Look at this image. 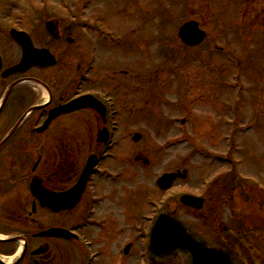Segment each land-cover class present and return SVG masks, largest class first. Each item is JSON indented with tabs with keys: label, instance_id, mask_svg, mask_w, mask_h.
<instances>
[{
	"label": "rangeland",
	"instance_id": "rangeland-1",
	"mask_svg": "<svg viewBox=\"0 0 264 264\" xmlns=\"http://www.w3.org/2000/svg\"><path fill=\"white\" fill-rule=\"evenodd\" d=\"M21 5L25 13L34 5L45 7L73 27L72 34L67 37L74 38V44L68 45L64 41L61 46L71 54L65 57L59 53L60 66L69 64V69L63 73L56 69L57 81L63 87L58 94L67 92L66 98H71L85 91L82 79L79 78L81 82L74 80L77 59L83 49L84 61L90 56L92 60L93 70L88 77L99 82L102 98L105 101L111 99L109 109L118 113L112 119L106 116L101 119V127L90 112H79L69 120L71 139L80 143L86 154L96 150L98 135L104 131L112 133V148L108 151L113 157L103 166L120 176L115 183L101 178L95 186L101 198L106 199L101 205L106 212H115L119 207L125 212L124 216L130 218L132 214L136 220L132 221V234H128L131 237L125 239L129 226L120 214L122 224L115 229L117 232L121 229L123 234L117 241L104 242L106 246H101L102 251L105 248L113 254L110 258L119 257L122 264H151L144 251L148 240L143 242L146 240L142 239L149 234V229L140 216H156L162 209L173 212L178 221L201 236L213 238V225L205 219L199 220L194 210L181 206L179 196L183 191L197 193L204 187V181L210 184L216 175L226 174V178H218L216 184L219 186L227 185L229 179L240 182L233 173L237 171L256 178L259 180L256 182L264 187V49L255 47L264 46V25L253 27L262 6H258L257 15L252 19L244 16L247 4L238 0L233 3L206 0H29ZM199 16L208 39L200 47H186L177 37L178 28ZM242 21L250 31L253 30L248 39L246 26L248 32L244 33L243 41L247 40L243 43L237 31ZM221 24L226 26L221 28ZM92 26H99L101 35H96ZM81 27L87 31L88 40ZM229 28L233 31H228ZM220 33L230 42L229 61L225 55L222 57L216 52L217 48H224L216 37ZM210 40L215 41L214 44ZM92 45L96 51L90 53ZM244 53L252 57L245 68L244 62L238 66L241 76L237 82L234 59L236 56L243 61ZM81 71L77 72V77ZM211 74H219L217 86L215 83L212 86ZM70 80L71 88L66 86ZM237 86L245 88L238 92ZM109 121H115V130L110 129ZM58 124L60 122L55 124L56 127ZM134 134L141 135L137 143L132 141ZM230 169L232 174L227 176ZM183 170L187 171L186 179L177 180L169 191L156 187L155 181L161 175ZM244 184L251 186L252 183L247 181ZM211 186L206 189L213 192L215 186ZM254 190L260 191L258 188V191ZM225 197L221 195L219 198L223 218L228 217ZM147 200L151 201L149 205ZM129 204L134 207L130 214ZM101 238L106 239V236L101 234ZM129 241L133 242V247L124 256L119 250ZM180 260L170 264H180Z\"/></svg>",
	"mask_w": 264,
	"mask_h": 264
},
{
	"label": "flooded vegetation",
	"instance_id": "flooded-vegetation-1",
	"mask_svg": "<svg viewBox=\"0 0 264 264\" xmlns=\"http://www.w3.org/2000/svg\"><path fill=\"white\" fill-rule=\"evenodd\" d=\"M27 1L0 0V264H122L119 257L110 258L113 254L105 248L102 251L101 246H106L104 242L117 241L123 234L121 229L119 233L115 229L122 224L121 213L129 226L125 239L131 237L128 234H132L130 229L136 218L133 219L132 214L130 218L124 216L125 212L119 207L118 212L117 209L106 212L101 207L106 199L98 194L95 182L106 178L112 183L110 175L101 174L103 145L97 139L96 150L86 154L82 145L69 134V120L73 115L90 112L99 127L101 116L92 109L62 114L41 131L55 108L79 96L93 94L97 97L101 86L88 77L93 70L92 62L84 61L85 54L79 45L82 50L74 80L81 82L82 79L85 91L71 98H66L67 92L58 94L63 87L57 81L56 69L58 73L69 69V64L60 66L59 53L65 57L70 53L61 46L64 41L74 44L75 39L67 37L73 27L45 7L34 5L25 13L21 4ZM211 1L233 3L236 0H206ZM238 1L247 4L244 16L252 19L257 15L258 6H262L260 17L253 23L254 27H262L264 0ZM194 20L206 31L201 16ZM50 24L55 28L52 34L47 30ZM246 26L242 21L240 34L247 32ZM96 28L92 31L100 35V28ZM19 32L27 35L22 36V42L15 38ZM40 50L53 56L56 64L40 66ZM78 71L81 75L77 77ZM217 78H211L215 86ZM71 81L66 84L69 88ZM97 98L101 102V96ZM58 122L61 125L56 127ZM54 127L58 128V133ZM89 156H96V170L94 168L83 190L75 189ZM225 175L211 179L210 188L215 186L213 192L206 189L210 185L206 181L202 184L204 187L196 191V195L204 199L203 208L195 211L197 218L205 219L215 229L213 238L197 235L210 247L224 250L233 264H264V187L250 184L260 190L257 193L244 184L247 181L239 179L240 182L229 179L225 186L216 184L218 178H226ZM220 192L226 195L227 218H223L219 209ZM133 208L129 204V214ZM101 234L106 239L101 240ZM130 242L124 247L130 245L131 250L133 242ZM179 258L182 259L180 264H186V259L180 255L173 261Z\"/></svg>",
	"mask_w": 264,
	"mask_h": 264
},
{
	"label": "water",
	"instance_id": "water-1",
	"mask_svg": "<svg viewBox=\"0 0 264 264\" xmlns=\"http://www.w3.org/2000/svg\"><path fill=\"white\" fill-rule=\"evenodd\" d=\"M54 29V26L51 24L47 26V30L50 33H53ZM204 36V33L198 30L197 24L194 22L183 25L178 32L180 40L189 46H196L202 42ZM15 38L19 42H22V38H18L17 36ZM54 63V58L47 51L40 50V66H51ZM86 108L95 109L101 116L104 114L103 108L92 97L83 96L54 110L47 119L44 128H46L51 120L61 114H68ZM139 139L140 135H135L133 141H138ZM106 140V134L98 135L99 142L102 143ZM94 163V159L90 158L76 189L81 190L85 185ZM185 176L186 171H183L182 174H165L157 181V184L161 189L165 190L172 185L175 179H184ZM180 203L189 208L199 209L202 201L194 197L183 196L180 199ZM148 250L149 256L156 263H164L174 258L178 253H181L186 257L187 264H231L226 254L220 250L207 248L203 240L191 234L186 227L174 219L173 215L166 213L160 214L154 222Z\"/></svg>",
	"mask_w": 264,
	"mask_h": 264
}]
</instances>
